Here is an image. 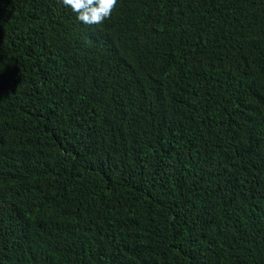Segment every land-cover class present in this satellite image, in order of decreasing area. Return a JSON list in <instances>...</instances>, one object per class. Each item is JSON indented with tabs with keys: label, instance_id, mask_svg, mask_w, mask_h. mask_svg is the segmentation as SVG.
Returning <instances> with one entry per match:
<instances>
[{
	"label": "trees",
	"instance_id": "trees-1",
	"mask_svg": "<svg viewBox=\"0 0 264 264\" xmlns=\"http://www.w3.org/2000/svg\"><path fill=\"white\" fill-rule=\"evenodd\" d=\"M0 264H264V0H0Z\"/></svg>",
	"mask_w": 264,
	"mask_h": 264
},
{
	"label": "clouds",
	"instance_id": "clouds-1",
	"mask_svg": "<svg viewBox=\"0 0 264 264\" xmlns=\"http://www.w3.org/2000/svg\"><path fill=\"white\" fill-rule=\"evenodd\" d=\"M86 25H101L111 18L117 0H61Z\"/></svg>",
	"mask_w": 264,
	"mask_h": 264
}]
</instances>
